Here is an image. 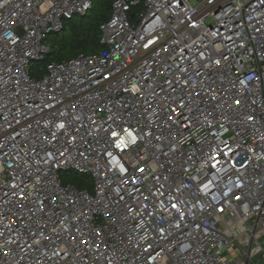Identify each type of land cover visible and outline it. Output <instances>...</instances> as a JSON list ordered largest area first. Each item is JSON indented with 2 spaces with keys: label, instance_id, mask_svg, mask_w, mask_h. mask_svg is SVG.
Listing matches in <instances>:
<instances>
[{
  "label": "built area",
  "instance_id": "built-area-1",
  "mask_svg": "<svg viewBox=\"0 0 264 264\" xmlns=\"http://www.w3.org/2000/svg\"><path fill=\"white\" fill-rule=\"evenodd\" d=\"M91 8L0 0V264H264V0H115L45 62Z\"/></svg>",
  "mask_w": 264,
  "mask_h": 264
},
{
  "label": "trees",
  "instance_id": "trees-1",
  "mask_svg": "<svg viewBox=\"0 0 264 264\" xmlns=\"http://www.w3.org/2000/svg\"><path fill=\"white\" fill-rule=\"evenodd\" d=\"M114 1L115 0H104L101 3V12L89 18V12L94 10L92 0V8L85 16L88 17L87 21L78 23L74 20V18L71 20H65L63 23V29L60 33L65 32L66 30L68 33L63 35L62 44L60 46L57 47L55 44L49 46L50 50L45 62H61L72 59L80 54H90L101 51L100 26L110 19L112 4ZM51 35L56 36L58 33H53ZM62 180L64 184L71 183L77 188L88 187L91 189V185L87 177L73 179L63 177Z\"/></svg>",
  "mask_w": 264,
  "mask_h": 264
},
{
  "label": "rangeland",
  "instance_id": "rangeland-1",
  "mask_svg": "<svg viewBox=\"0 0 264 264\" xmlns=\"http://www.w3.org/2000/svg\"><path fill=\"white\" fill-rule=\"evenodd\" d=\"M104 0H93V4H94V10L93 11H90L89 12V15L88 17L90 18L91 16H94L96 14H99L101 12V3L103 2ZM88 17H81V16H76L74 18V20L76 22H82V21H87L88 20ZM68 31L66 30L65 32H62V33H59L58 35L54 36V35H49L47 40H46V45L49 47V46H52L55 44V46H60L62 44V38H63V35L67 34ZM37 66H39V64H36ZM62 177H67V178H81L83 176H80L78 175L76 172H67V173H64L62 174Z\"/></svg>",
  "mask_w": 264,
  "mask_h": 264
},
{
  "label": "water",
  "instance_id": "water-1",
  "mask_svg": "<svg viewBox=\"0 0 264 264\" xmlns=\"http://www.w3.org/2000/svg\"><path fill=\"white\" fill-rule=\"evenodd\" d=\"M86 16V14L85 15H83L82 17L84 18ZM62 31V30H61ZM61 31H59V32H57L58 34L61 32Z\"/></svg>",
  "mask_w": 264,
  "mask_h": 264
}]
</instances>
